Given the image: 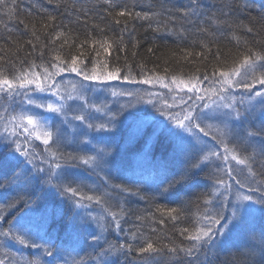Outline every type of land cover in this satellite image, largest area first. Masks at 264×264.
<instances>
[{
    "label": "snow or ice",
    "instance_id": "obj_1",
    "mask_svg": "<svg viewBox=\"0 0 264 264\" xmlns=\"http://www.w3.org/2000/svg\"><path fill=\"white\" fill-rule=\"evenodd\" d=\"M49 2L51 3V0ZM103 3L108 6L105 11L112 16L116 24H120V18L124 17L153 21L154 16L158 15L129 11L127 5L121 7L113 0H103ZM5 4L6 0H0V6ZM195 4L196 0H193V6L177 8L175 11L182 17L189 18L195 15ZM229 16L230 12H221L212 22L218 28L224 26L233 32L241 28L247 33L254 31L251 26L230 22L227 19ZM49 19L55 20V17ZM41 27L47 28L49 25L42 24ZM155 30L159 31V27ZM200 31L207 33L208 29L202 28ZM66 35L57 32L55 38ZM32 36L35 41L40 40L35 26ZM27 43L33 49L36 48L33 40ZM64 43L68 41L65 40ZM88 43V40L81 42L77 46L80 49L78 54L69 56H62L55 49L50 50L56 54L51 56L48 65L36 64L33 61L24 68L27 61L21 59V68L18 70H10L15 69V65L0 56V108L3 109L0 111V136H3L8 146H14L8 159L31 166L27 168V172L34 173L29 179L35 185L52 186L76 209L88 208L93 203L101 206L105 213L106 225L110 227L114 224L117 230H122L121 218L126 214V210L117 197L110 193H131V188L126 184L111 183L107 167L110 164V153L103 147L88 148L92 143L88 137L90 133L111 131L124 112L128 108H135L136 104L130 99L127 105H121L120 109L113 111L107 96L101 99L99 95L93 97L90 94L106 91V87L98 88L97 85L107 81L123 79L133 83L151 84L153 78L137 81L129 75L122 77L119 67L105 72H97L95 66L90 71L82 68L84 61L81 57L85 55L83 48ZM91 43L99 44L105 53H109V49L114 46L107 38L93 40ZM239 43L240 37H237V44ZM121 44L122 37L120 43L115 46L123 50ZM201 45L211 52L207 44L201 42ZM60 47L62 48L63 44ZM21 48L22 46H18L16 52L11 54L15 56ZM93 50L97 56L100 55L99 50ZM40 55L43 57L44 53L41 51ZM190 55L192 53L187 52L185 59ZM215 59L217 63L212 65L211 73L205 69L202 77L191 74L185 80L173 75L170 83H164L165 77L156 76V82L169 88L171 92L187 89L183 96L177 98L174 94L172 103L165 101L160 107H157L156 99H153L156 94L151 92L146 93L148 98L145 99L132 91H110L113 98H135L137 103L148 104L156 109L158 115H153L151 120L140 116L139 113L128 114L137 120V136H144L147 127L154 125L145 141L146 153L150 152L153 138L160 133L165 134L174 145L172 158L155 165L160 171L158 176L151 180L161 194L169 193L175 184L203 172L205 168L214 167L215 172L209 175L211 185L208 191L200 194L196 204L197 210L204 206L203 215L193 221L191 228L179 229V236L182 237L180 243L169 238V243L164 244L161 242L163 237L153 238L141 233L139 237L132 235V239L139 240L135 248L130 243L108 244L106 238L103 243L108 244V247L104 248L101 240L107 227L98 225L101 232L97 234L91 228V221L98 222V218L82 216L80 212H75L74 219L79 217V226L91 236L94 246L101 248L96 256V264H109L105 257L124 250L135 251L148 259L165 253L171 257L174 264H212L208 258V250H223L231 245L234 235L239 232L245 234L251 248L258 250L264 258V227L257 230L250 223L257 212L264 217V48L256 49L244 40V51H238L231 65L227 60L221 59L219 52ZM104 67L107 69L108 65L105 64ZM140 67L143 72V66ZM37 68L41 70L36 71ZM164 71L167 73L168 69ZM66 72L81 77L80 81L72 85V91L63 88L56 80L57 76ZM199 72L200 69L197 68L196 73ZM204 81H211L212 87L202 88ZM233 90L240 93L239 99L233 95ZM68 128L84 137L80 144L88 149L87 151L82 152L80 148L61 151L62 146H66ZM92 139L98 138L94 136ZM34 141H39L44 146L42 151L36 150ZM177 156L183 157L185 167L178 173L171 172L170 165L175 162ZM8 159H0V188L4 189L11 187L18 179L3 175V168ZM37 160L42 166H37ZM79 167H83L89 174H96L101 183L94 189L88 188L86 192L87 186L81 184L79 178L72 176L70 172L71 169ZM242 174L243 179L240 178ZM65 180L68 182L65 183ZM228 180L235 181L238 186L236 191H233V185L228 183ZM241 189L246 191L241 192ZM89 192L92 194H88ZM113 200L116 202L113 203ZM85 201L88 203H84ZM27 204L28 201L18 195L7 207L15 209ZM157 211L162 216L166 212L173 221L187 214L186 208H167L161 205H157ZM5 218V215L0 214V222ZM137 219L141 217L138 216ZM159 223L163 224L164 220L160 219ZM48 227L49 221L43 216H38L31 208L25 214L9 220L7 227L0 223V248L6 250L4 257L0 258V264H14L13 257L8 254L14 245L22 249L37 250L41 256L50 258L45 259L43 264H57L59 247L49 235ZM184 241L188 243L185 244ZM201 254L204 255V260H201ZM213 254L216 255V252ZM25 264H41V261L28 260ZM64 264H67L66 260Z\"/></svg>",
    "mask_w": 264,
    "mask_h": 264
},
{
    "label": "trees",
    "instance_id": "obj_2",
    "mask_svg": "<svg viewBox=\"0 0 264 264\" xmlns=\"http://www.w3.org/2000/svg\"><path fill=\"white\" fill-rule=\"evenodd\" d=\"M113 2L121 7L127 5L129 11L151 12L158 15L154 16L153 21L124 17L120 18V24H116L112 16H109L105 11L108 6L103 3V0H51V3L49 0H14V7L13 0H6L5 6H0V56H4L5 60L15 65V69L10 70L20 69L19 60L21 59L27 61L24 68H27L28 64L33 61L36 64L48 65L51 56L56 54L50 50L55 49L62 56L78 54L80 49L77 46L88 40L89 43L85 44L83 48L85 55L81 57L84 61L81 65L82 68L90 71L95 66L97 72H105L119 67L122 77L129 75L137 81L153 78L150 90L151 93L156 94L153 99H156L157 107H160L165 101L172 103V95L175 94L178 98L184 94L172 93L168 88L163 90V85L156 82V76L165 77L164 83H168L173 75L187 80L191 74L202 77L205 69L210 74L212 65L217 63L215 59L217 53L219 52L221 59L227 60L231 65L238 51H244V40H247L249 46L256 49L264 48V0H196L195 15L189 18L182 17L175 9L193 6V0H113ZM229 5L232 7L229 8ZM221 12H230V16L227 17L230 22L251 26L254 31L247 33L241 28L233 32L224 26L218 28L212 21L219 17ZM49 17H55V20H50ZM42 24H47L49 27L42 28ZM33 26L40 35L38 42L32 36ZM157 27H159V31L155 30ZM202 28H207L208 32L200 31ZM57 32L67 35L57 39L55 38ZM121 37L123 50L115 46L120 43ZM237 37H240L239 44H237ZM104 38L114 45L112 49H109V53H105L99 44L91 43L93 40H103ZM29 40H33L36 44L35 49L27 43ZM65 40L68 43H64ZM201 42L208 45L211 49L210 53L202 47ZM18 46H22V48L13 56L11 53L16 52ZM94 48L99 50V56L96 55ZM149 49L152 51L150 52ZM41 51L44 53L43 57L40 55ZM187 52H191L192 55L185 59ZM198 53H202V55H197ZM105 64L108 65L107 69L104 67ZM166 68L168 69L167 73L164 71ZM197 68L200 69L199 73H196ZM35 70L40 71L41 69ZM61 75L60 78L81 79L74 73L66 72ZM98 85H101L98 88H107L102 92L101 99L107 96L113 111L120 109L121 105H127L130 99L132 103L136 104L135 108H128L124 112L111 131L90 133L88 137L92 140L88 148L103 147L110 153L108 156L110 164L107 167L111 183L126 184L131 188V193H110L117 197L126 210V214L121 218L122 230H117L114 224L110 227L106 225L105 213L101 206L93 203L88 208L76 209L71 202H66L65 198L61 197L52 186L35 185L29 179L34 173L27 172V168L31 166L8 159L13 153L14 146H8L3 136H0V159H8L3 168V175L7 178L18 177L16 182L27 184V188L24 189L26 193L29 190L35 192L37 188L42 194L46 195L48 192L52 197L60 196L59 203H62L64 208L61 214L56 213L57 215L50 217L48 233L56 244L68 243L74 256L67 264H96V256L101 248L94 246L91 236H88L87 232L79 226V219L71 222L58 218L64 213L74 214L77 210L82 213L87 209L101 212L103 215L100 216V223L91 221V228L99 234L101 228L98 225L107 227L101 240L104 248H107L108 244L124 243H130L135 248L138 246L139 240L132 239V235L136 234L139 237L141 233L153 238L163 237L161 242L164 244L169 243V238L180 243L182 237L179 236V229L191 228L193 221L203 215L204 206L197 210L196 204L200 194L208 191L211 185L209 175L215 172L214 167L205 168L203 172L190 176L182 183L175 184L169 193L161 194L151 183V180L158 176L160 171L155 165L172 158L174 145L165 134L160 133L153 138L150 152L146 153L145 141L151 134L154 125L150 124L147 127L144 136H137L135 134L137 120L128 115L129 113H139L140 116L151 120L153 115H158L156 109L148 104L137 103L135 98L127 96L113 98L110 96L112 90H126L147 99L146 93L141 89L145 84L120 79ZM201 87H212L211 81H204ZM235 92L239 99L240 93ZM157 97L159 98L157 99ZM69 116H71L70 113ZM67 131L66 146H62L61 151H74L77 148H80L82 152L88 150L80 144L84 137L79 136L72 128H68ZM94 136L98 139H92ZM74 140L75 143H73ZM34 144L37 151H42L44 146L39 141H34ZM36 163L37 166H42L39 160ZM184 167L183 157L177 156L175 162L170 165V170L178 173ZM70 172L72 176L79 178L81 184L87 186L86 192L88 188L94 189L101 183L96 174H89L83 167L71 169ZM240 178L243 179V174ZM53 183L55 184L56 181ZM228 183L232 184L233 191H236L238 186L235 181L228 180ZM245 191V189H241V192ZM17 196L13 195L7 199V204ZM115 202L113 200V203ZM157 205L167 208H186L187 214L173 221L166 212L162 216L157 211ZM21 207L23 208L20 213H26L29 209L27 205H21ZM138 216L141 219H137ZM107 219L110 220V217ZM160 219L164 220L163 224L159 223ZM250 223L259 230L264 227V217L257 212ZM153 229L156 231L153 232ZM104 238L107 239L108 244L103 243ZM236 238L238 240L233 245H229L223 250H208V258L210 259L213 255L212 264H264V258L260 256L258 250L251 248V243L247 242L248 239L243 232L235 234L232 241ZM184 243L188 242L184 241ZM18 250L25 255V261L38 260L34 249H22L19 246ZM214 251L216 255L213 254ZM105 259L109 264H174L171 257L165 253L148 259L135 251L127 252L126 250L110 253ZM201 260H204L203 254H201Z\"/></svg>",
    "mask_w": 264,
    "mask_h": 264
},
{
    "label": "bare ground",
    "instance_id": "obj_3",
    "mask_svg": "<svg viewBox=\"0 0 264 264\" xmlns=\"http://www.w3.org/2000/svg\"><path fill=\"white\" fill-rule=\"evenodd\" d=\"M150 87H152L151 84H145L141 89L143 92L148 93L151 92ZM65 183H67L66 181H64ZM27 188V184L22 183V182H15L14 186L12 185L11 187L4 189V188H0V214L5 215V220L3 222H0L3 224L4 227H7V222L9 220H12L13 217L19 216V215H23L25 213H20L23 207L18 206L15 209H10L7 207V199H10L11 196H24L25 195V200L28 201L27 206L31 209H40L42 208L41 205L46 204L47 206L43 207V210L48 212V214H50L51 216L57 215L58 213L61 214L64 205L62 203H59V199L60 196H57V198L55 196H47L45 194H42L37 188L36 191H28L27 193L24 191V189ZM52 189V188H50ZM55 189V188H53ZM52 189V190H53ZM54 202L56 203L54 205ZM53 203V204H52ZM96 208V207H95ZM78 212V210H77ZM57 213V214H56ZM82 216H91V217H97L98 218V223H100V216H102L103 214L101 212H97L91 210V209H87L84 210L82 213H80ZM74 214L73 213H64L63 216H60L58 218L60 219H65L66 221H71L74 222L76 220L79 219V217H75V219L73 220ZM97 222V221H96ZM238 239L236 238L234 241H232L231 245H233ZM57 246L59 247V257L57 259V261H61L64 263V261L66 260L67 262L70 261V259L74 256L73 252L71 251L68 243H59L57 244ZM237 247H238V243H237ZM13 249L20 252L18 250V248L16 246H13ZM212 255V254H211ZM213 256V255H212ZM212 256L210 257V260H212ZM26 261H24L25 264ZM20 264V263H18ZM23 264V262H22Z\"/></svg>",
    "mask_w": 264,
    "mask_h": 264
},
{
    "label": "rangeland",
    "instance_id": "obj_4",
    "mask_svg": "<svg viewBox=\"0 0 264 264\" xmlns=\"http://www.w3.org/2000/svg\"><path fill=\"white\" fill-rule=\"evenodd\" d=\"M59 76H62L61 74L59 75ZM59 76H57L56 77V80H57V82L58 83H60L62 86H63V88H65V89H67L68 91H72V85L73 84H76L78 81H80L81 79H79V78H73V79H70V78H60ZM108 82V81H107ZM107 82H105V83H107ZM168 83H170V81H168ZM97 86H101V85H97ZM173 88H174V86H173ZM169 89V88H168ZM163 90H166V88L165 87H163ZM169 91H170V89H169ZM171 92V91H170ZM187 92V89H184L182 92H172V93H181V94H185ZM235 91H233V95H235ZM93 97H95L96 95H99L100 96V98H101V96H102V93L101 92H98V93H93V94H91ZM185 98L187 99V97L185 96ZM54 99V98H53ZM3 110V109H2ZM71 114V113H70ZM234 164V163H233ZM47 196H51V194H49L48 192H47V194H46ZM44 206H47L46 204H43ZM43 205H41V207L42 208H40V209H33L34 211H36L37 212V215L38 216H43V217H45L48 221H50V217H51V215L50 214H48V212H46V211H44L43 210ZM238 234V233H237ZM236 234V235H237ZM258 241V240H257ZM247 242L248 243H250V241L249 240H247ZM4 249V248H3ZM3 249H0V258H3L4 257V255H5V249L3 250ZM37 251L35 250V253H36ZM10 256H12L13 257V261H14V264H18V263H20V264H22V262H23V264H24V256L20 253V252H18V251H16V250H14L13 249V247H12V251L10 252V253H8ZM36 257H37V259L39 260V261H41V263H43V261L45 260V258L46 257H43V256H41L39 253H37V255H36ZM26 259H27V257H26ZM28 261V260H27ZM57 264H64L63 262H61V261H57Z\"/></svg>",
    "mask_w": 264,
    "mask_h": 264
}]
</instances>
